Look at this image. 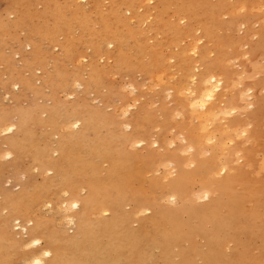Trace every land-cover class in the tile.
<instances>
[{"label": "bare ground", "instance_id": "6f19581e", "mask_svg": "<svg viewBox=\"0 0 264 264\" xmlns=\"http://www.w3.org/2000/svg\"><path fill=\"white\" fill-rule=\"evenodd\" d=\"M151 1L109 0L107 14L97 13L91 24L87 19L81 22L84 40L80 42L79 49L74 48L65 35L60 38L64 32L59 22L41 33L35 29L36 26L27 27V33L19 44L26 41L31 50L28 54L20 53L21 69L33 74V65L42 61L40 42L46 39L60 51L51 58L55 66L51 69L56 74V87L66 95L70 94L71 86L82 84L86 88H96L99 84L96 60L100 55L114 60L112 67L115 70L135 68L129 64V56L123 53L128 49H124L122 44L124 38L113 25L122 20L125 12L134 15L139 2L146 5ZM153 1V7H148L140 20L146 23L148 31L163 30V34L160 32L162 42L169 49L176 47L181 37L188 36L192 40L193 32L200 34L197 40H190L188 44L192 60L177 65L184 70L183 78L188 82L185 89H189L192 95L188 106L199 109L197 128L201 136H196L194 131L192 133L190 125L186 138L187 148L193 150L192 169L187 170L184 162L173 161L177 168L172 178L165 183L159 182L161 184L154 183L155 178H152L151 185H155V189L160 187L159 196L154 197L141 188L142 176L139 173L142 168L150 169L157 157L154 158L149 150L141 156L132 150L125 151L130 147H142V141L136 140L140 128L133 123L132 117L135 129L124 135L114 134V138L112 131L108 132L109 121L106 122L103 115L88 108L80 111L77 99L60 103L57 93L56 97L52 94L56 110L53 106L42 105L35 112L31 109L18 112L16 116L4 109L0 111V129L5 135L3 146L9 151L5 157L10 158L12 152L17 153L20 159L26 156L29 165L38 174L46 176L39 182L30 179L21 182L15 192L0 190V264H12L14 257L17 259L14 264H158L157 260L161 262L162 258L161 264H170L168 253L176 247L178 252L175 250L171 256L176 260L173 264H264V122L247 138L250 146L242 153L243 165L235 173H226V163L220 167L218 156L223 150L224 135L233 140L237 127L230 120L231 124L212 127L233 111L225 104L230 82H227V75L223 72L220 75V70H216L219 60L217 64L206 61L205 46L196 45L202 38L215 42L214 26L208 20L213 12L206 15L196 13L194 4L187 0ZM169 1H176L177 21L184 17L194 21L196 27L187 24L177 35L169 24L164 23V6ZM110 19L116 21L108 23ZM17 23L15 20L7 28ZM257 35V43L260 44L263 39L260 33ZM136 45L134 51L138 54L141 46ZM87 49L91 52L88 60L84 59ZM171 57L180 61V54L175 53ZM152 62L155 64L154 59ZM65 64H74L75 69L64 70ZM42 67V73L36 80L39 86L45 87L53 80V73ZM156 74L160 77V73ZM21 81L24 85L23 78ZM26 84L30 86L31 81L26 80ZM176 88H183L182 83ZM38 111L46 113V118L38 119ZM25 116L30 117L34 125L56 127V141L39 143L32 129L28 128L31 122L28 123ZM9 128L12 131L9 132ZM87 131L93 136L89 137ZM217 136L218 142L206 146L210 155L198 158L204 143H212ZM170 155L160 153L157 160H167ZM196 181L199 187L196 196L205 200L199 205L189 197L190 184ZM53 197H56L57 210L71 211L66 219L72 227L70 232L63 231L57 224L55 226L57 218H41L38 213L39 207L48 204ZM161 200L175 204L159 202ZM128 205L131 208L124 209ZM61 210L59 212H63ZM182 212H187L189 218L195 217L197 223L193 221V226L183 224L179 219ZM19 220L23 223L19 224ZM192 236L201 237V245L205 249L196 252L197 243L190 242L186 251L179 252L178 246L191 240ZM254 238L259 240V246L255 252H249V243ZM25 245H30V249L25 250ZM13 248L21 249V252L16 256L8 254Z\"/></svg>", "mask_w": 264, "mask_h": 264}, {"label": "rangeland", "instance_id": "374dc122", "mask_svg": "<svg viewBox=\"0 0 264 264\" xmlns=\"http://www.w3.org/2000/svg\"><path fill=\"white\" fill-rule=\"evenodd\" d=\"M187 1L194 4L196 13L203 12L206 15L213 12L212 18L208 20H211L214 26L213 36L216 38L214 39L215 42H207L205 38H202L196 45L198 47L205 46L207 51L205 54L206 61L217 64V60H219L216 70H220V72L218 71L220 75H222V72L223 75H227V82L228 80L230 82L225 96V104L233 111L226 115L225 118L221 117L220 121L213 122L215 125L212 128L217 125L231 124L228 120L232 121L233 125L235 124V127H237L236 136L238 137L235 136L233 140H230L224 135L223 150H220L221 155L218 156L221 161H218L220 167L222 166L221 164L226 163V173L232 174L235 171L237 172V169L243 165L242 153L250 146V142L247 140L250 132L259 128L264 122V3L262 0ZM243 1L244 5L242 4ZM175 2L169 1L164 6L166 14L163 15V22L169 24L178 35L187 24L191 27H196V24L187 18L184 19V17L177 21L178 11H176L177 4ZM154 4L153 0L146 5L139 2L134 15L125 12L121 16L123 21L121 20L113 25L116 27L115 31L124 38L122 44H124V49L126 47L128 49L123 53L129 56L128 62L135 68L131 70L124 68L115 70L112 67L114 66V60L106 59L104 55H100L96 60L99 68V84L96 88L95 86L86 88L82 84L80 86H71L72 89L70 88V92L68 91L70 93L68 96L56 87V74L54 69H51L55 67L51 58L56 57V54L58 55L60 52L56 49L57 47L47 39L40 42L42 61L33 65L34 72L31 74V71L21 69L22 54H28L31 46L25 43L26 41L19 44V41H22L26 35L27 27L36 26L35 29L41 33L52 26V24L59 22L61 31L64 32L60 38L63 39L65 35L73 47L79 49L81 48L80 42L84 40L81 36V22L87 19L89 24H91L97 13L107 14L109 0H0V111L5 109V111L16 114L32 109L35 112L42 105L53 106L56 110V100L52 99V94L56 97L57 93L60 103L72 102V100L77 99L80 111L81 108H88L100 113L101 116L103 115V119L106 122L109 121L108 132L112 131L111 135L114 138L116 135L130 133L135 129L133 127H136L133 123L137 124L140 130L136 128L139 131V134L136 135V140L142 141V147H134V144H132L131 146L134 149L130 147L125 151L132 150L136 152V155L141 156L149 150L152 156L154 158L157 157V159L160 153L171 154L167 160L160 162L156 159L150 169L145 170L142 168L141 173H139L142 176L141 184L143 183L142 185L140 184L141 188L154 197H158V188L160 187L157 185L158 188L155 189L156 186L151 185L152 178H155L153 182L157 184L168 181L175 175L177 165L174 162L176 161L184 162L186 169L191 170L193 167V160L191 159L193 150L187 148L188 142L186 138L190 132L188 127L191 125L194 128H191V131L192 133L194 131L196 136H201V133L197 128V122H199L197 113L199 109L188 106L192 95L189 93V89H185V85L188 82L183 78L184 70L177 66L180 63L192 60V53L188 51V44L191 39L188 36L181 37L177 46L169 49L166 43L162 42L163 37L160 32L162 31L163 34V30L148 31L146 23L141 22L140 19L146 14V9L153 7ZM245 4H251V6L247 7ZM44 12L45 14H43ZM84 14L86 17H80V15ZM199 17L201 18V15ZM15 20L18 23L8 29L7 26L11 25ZM115 21L110 19L108 23ZM94 27L97 26L94 25ZM257 33H260L261 39H263L260 44L257 43ZM193 35L191 41L197 40L200 34L193 32ZM136 43L141 46L138 54L135 53L136 50L134 51V46H137ZM109 47L110 45H108V49ZM89 53L91 54L90 50L87 49L84 59L88 60ZM175 53L180 54V61L171 57ZM218 56L219 58L217 59ZM152 59H154L156 65L152 62ZM42 65L48 71L52 70L51 72L53 73L51 75L53 80L50 84L44 85L45 87L39 86V81L36 80L42 73ZM73 65L65 64L63 69L67 71L74 70L75 67ZM182 67L184 68L183 65ZM156 73H160V77H157ZM21 78L25 82L24 85L23 81L20 82ZM26 80L31 81L30 86H27ZM180 82L183 88L177 89L176 87H178ZM37 89H39L38 92ZM12 96L15 97L13 98ZM36 114L40 120L45 119L47 116L46 113H41V111ZM134 114L136 115L135 117ZM131 117L134 120L133 123L131 122ZM25 118L27 117L25 116ZM30 119V117L27 118L28 123L31 122ZM105 121L103 120V122ZM28 128L32 129L36 140L40 141L39 143L51 144L56 141V127L45 126L44 124L34 125L31 122ZM239 133L241 134L240 136ZM87 134L89 137L93 136L92 132L87 131ZM114 134L116 135L114 136ZM4 136L3 130L0 129V190L15 192L21 182L29 179V181L39 182L40 179L45 178L46 175L38 174L29 165V159L26 156L20 159L17 153L12 152L10 158L5 157L9 151L4 147L5 144L2 143ZM218 139L219 136L215 137L212 143H204L205 147H201L202 150L198 158H207L210 153L206 146L213 144L215 141L218 142ZM240 150L242 151L240 152ZM148 184L149 186H147ZM190 185L189 197L191 201L196 205L203 203L205 200L199 198V195L196 196L199 191L197 181ZM192 191L193 195L191 194ZM152 195L151 197H153ZM51 199L48 202V204L50 203L49 205L44 203L42 207H39V215H41V218L46 219L57 218L54 222L55 226L57 224L63 231L70 232L72 227L67 223L66 219L71 211L60 209L63 212H59L60 210H57L59 207L56 204V197ZM159 202L168 203L163 200ZM168 204L173 205L175 203L170 201ZM130 208L131 205H128L124 209ZM183 215L186 217H183ZM179 219L183 224L186 223L189 226L191 224L193 226L194 222L195 224L197 223L195 217H188L187 212H182ZM184 220L187 222H184ZM19 221V224L23 223L22 220ZM16 227L14 226V228ZM192 237L197 241L194 240L193 242V238L183 241L182 246H178L179 252L186 251L190 242L197 243L196 252L205 249L201 245L203 243L201 242V237ZM258 246L259 240L256 238L252 239L248 247L249 252H255ZM175 250L178 252L176 247L168 253L170 260L168 263L170 264L176 261L174 258L171 259ZM18 252H21V249L16 250L13 248L8 254L16 256ZM15 260L17 259L14 257L12 264H14ZM162 260L164 259L162 258L161 262L158 260L157 262L154 260V262L161 264Z\"/></svg>", "mask_w": 264, "mask_h": 264}, {"label": "clouds", "instance_id": "9594fccd", "mask_svg": "<svg viewBox=\"0 0 264 264\" xmlns=\"http://www.w3.org/2000/svg\"><path fill=\"white\" fill-rule=\"evenodd\" d=\"M76 207H78V205H76ZM25 250H29L30 249V245H25L23 246ZM51 255V252L49 251V256ZM29 264H31V262H29Z\"/></svg>", "mask_w": 264, "mask_h": 264}, {"label": "snow or ice", "instance_id": "6c2138e0", "mask_svg": "<svg viewBox=\"0 0 264 264\" xmlns=\"http://www.w3.org/2000/svg\"><path fill=\"white\" fill-rule=\"evenodd\" d=\"M8 131L10 132V131H12V129H11V128H9V129H8ZM73 207H76V205H73Z\"/></svg>", "mask_w": 264, "mask_h": 264}]
</instances>
